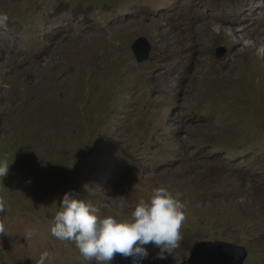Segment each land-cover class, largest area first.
<instances>
[{
    "label": "rangeland",
    "instance_id": "obj_1",
    "mask_svg": "<svg viewBox=\"0 0 264 264\" xmlns=\"http://www.w3.org/2000/svg\"><path fill=\"white\" fill-rule=\"evenodd\" d=\"M0 12V264L44 249L45 264H106L51 234L59 197L119 219L159 186L184 205L181 238L162 255L144 245L140 264H182L203 240L264 264V0H0ZM143 35L152 56L137 61Z\"/></svg>",
    "mask_w": 264,
    "mask_h": 264
},
{
    "label": "clouds",
    "instance_id": "obj_2",
    "mask_svg": "<svg viewBox=\"0 0 264 264\" xmlns=\"http://www.w3.org/2000/svg\"><path fill=\"white\" fill-rule=\"evenodd\" d=\"M145 16L154 18L151 14ZM7 19V13L0 12V25ZM143 36L152 43L147 35ZM178 36L179 32H176L175 38ZM219 42L225 43L223 40ZM152 50L149 51L150 57ZM225 52L226 48L219 46L216 50L217 58H222ZM8 166L6 161H0V176L6 174ZM76 193L67 190L59 197L50 217L49 231L61 240L73 241L86 260L95 258L96 261L109 264L114 253H120L133 257L132 264H140V260L148 254L144 245L152 242L159 246L162 255L164 251L169 252L175 248L181 238L179 229L184 219V205L166 187L152 188L147 199L140 197L135 202L128 217L119 219L113 215H97V208ZM46 259L50 260L51 254L44 249L36 264H45Z\"/></svg>",
    "mask_w": 264,
    "mask_h": 264
},
{
    "label": "water",
    "instance_id": "obj_3",
    "mask_svg": "<svg viewBox=\"0 0 264 264\" xmlns=\"http://www.w3.org/2000/svg\"><path fill=\"white\" fill-rule=\"evenodd\" d=\"M136 59L141 61L149 56L152 43L143 36L133 43ZM246 249L224 240H203L198 242L189 258L182 264H242L246 259Z\"/></svg>",
    "mask_w": 264,
    "mask_h": 264
}]
</instances>
